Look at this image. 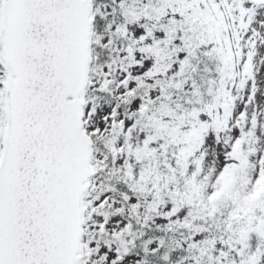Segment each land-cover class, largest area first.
<instances>
[{"label": "snow or ice", "instance_id": "snow-or-ice-1", "mask_svg": "<svg viewBox=\"0 0 264 264\" xmlns=\"http://www.w3.org/2000/svg\"><path fill=\"white\" fill-rule=\"evenodd\" d=\"M0 264H264V0H0Z\"/></svg>", "mask_w": 264, "mask_h": 264}]
</instances>
